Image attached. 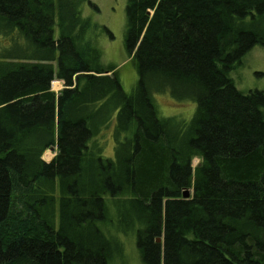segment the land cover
<instances>
[{
    "label": "trees",
    "instance_id": "obj_1",
    "mask_svg": "<svg viewBox=\"0 0 264 264\" xmlns=\"http://www.w3.org/2000/svg\"><path fill=\"white\" fill-rule=\"evenodd\" d=\"M84 1L0 0V264H109L108 227L151 264H264V91L231 76L264 46V0H128L131 93ZM166 92L189 121L159 115Z\"/></svg>",
    "mask_w": 264,
    "mask_h": 264
},
{
    "label": "rangeland",
    "instance_id": "obj_2",
    "mask_svg": "<svg viewBox=\"0 0 264 264\" xmlns=\"http://www.w3.org/2000/svg\"><path fill=\"white\" fill-rule=\"evenodd\" d=\"M128 0H85L82 15L95 23L89 36L93 38L103 53V62L117 66L124 90L131 93L139 81V73L133 56L126 46ZM111 32L112 35L108 32ZM0 36V41H4ZM109 74V73H107ZM231 76L236 87L244 92L250 90L264 91V46L255 45L243 58V62L232 70ZM60 79L52 81V89L59 93L64 88ZM154 100L160 116H177L189 121L196 112L197 103L193 100H176L170 92L154 93ZM117 113L112 117L108 127L102 129L98 139L104 144L103 155L114 158L116 141L114 138ZM57 153V148L47 149L43 158L50 161ZM200 163L199 157L192 160L193 167ZM188 191V190H187ZM191 190H189V194ZM112 237L119 242L111 255L109 264H151L150 258L141 255L137 244L136 232H123L116 227H108ZM162 239L160 238V241Z\"/></svg>",
    "mask_w": 264,
    "mask_h": 264
},
{
    "label": "water",
    "instance_id": "obj_3",
    "mask_svg": "<svg viewBox=\"0 0 264 264\" xmlns=\"http://www.w3.org/2000/svg\"><path fill=\"white\" fill-rule=\"evenodd\" d=\"M50 149H52V150H53V149H54V147H51ZM188 194H189V191H185V192H184V195H185V196H188Z\"/></svg>",
    "mask_w": 264,
    "mask_h": 264
},
{
    "label": "bare ground",
    "instance_id": "obj_4",
    "mask_svg": "<svg viewBox=\"0 0 264 264\" xmlns=\"http://www.w3.org/2000/svg\"><path fill=\"white\" fill-rule=\"evenodd\" d=\"M158 241H160V239H158Z\"/></svg>",
    "mask_w": 264,
    "mask_h": 264
}]
</instances>
